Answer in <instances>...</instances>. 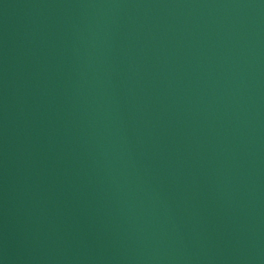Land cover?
Segmentation results:
<instances>
[{
	"label": "water",
	"instance_id": "obj_1",
	"mask_svg": "<svg viewBox=\"0 0 264 264\" xmlns=\"http://www.w3.org/2000/svg\"><path fill=\"white\" fill-rule=\"evenodd\" d=\"M0 264H264V0H0Z\"/></svg>",
	"mask_w": 264,
	"mask_h": 264
}]
</instances>
